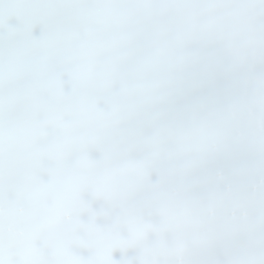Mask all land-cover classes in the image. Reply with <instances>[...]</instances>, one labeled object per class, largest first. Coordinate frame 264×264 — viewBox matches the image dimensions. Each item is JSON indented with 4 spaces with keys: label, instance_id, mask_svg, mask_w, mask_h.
Returning a JSON list of instances; mask_svg holds the SVG:
<instances>
[{
    "label": "snow or ice",
    "instance_id": "snow-or-ice-1",
    "mask_svg": "<svg viewBox=\"0 0 264 264\" xmlns=\"http://www.w3.org/2000/svg\"><path fill=\"white\" fill-rule=\"evenodd\" d=\"M0 264H264V0H0Z\"/></svg>",
    "mask_w": 264,
    "mask_h": 264
}]
</instances>
